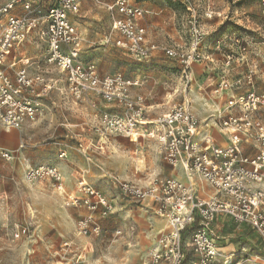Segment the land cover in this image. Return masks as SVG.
Masks as SVG:
<instances>
[{"label":"built area","instance_id":"1","mask_svg":"<svg viewBox=\"0 0 264 264\" xmlns=\"http://www.w3.org/2000/svg\"><path fill=\"white\" fill-rule=\"evenodd\" d=\"M84 1L4 0L0 5V124L8 130L22 131L26 124L38 119L42 102L52 91L44 73L31 76L26 67L17 68L26 60L11 57L12 50L36 37L46 46V63L65 75L75 106L88 102L95 110L97 122L89 128L99 138L116 135L135 142L144 138L154 140L167 164L182 170L187 179L184 182L156 176L147 186L140 187L112 177L111 183L116 190L139 202L151 203L154 214L166 222L146 262L138 264H184L190 255L194 257L190 264H211L219 254L222 239L216 227L218 217L248 226L264 245V176L249 171L253 164L256 168H264V92L255 89L254 76L258 69L255 64H250L245 76L234 80L229 77L237 60L248 64L245 56L256 38L236 31L226 34L225 28H221L211 34L209 39L213 44L209 45L203 23L216 16L214 5L204 2L200 12L202 0H171L184 5L189 13V44L186 48H161L148 42L147 31L141 25L147 11L133 0H87L108 12L112 32L118 35L116 47L139 64H149L160 50L181 65L185 80H188L192 66L209 59V49L223 54L224 71L215 94H235L244 87L248 89L226 99L225 109L216 114V126L228 137V145L222 147L211 134L201 132V121L188 100L148 120L144 99L131 96V88L140 83L120 73L102 77L95 62L84 59V39L75 19L81 14ZM258 2L263 18L262 33L258 37L264 41V0ZM227 41L236 45L241 55L225 49ZM94 98L122 110H102ZM246 145L254 147L256 153L246 155ZM23 148L21 141L19 149ZM2 157L13 160L10 152H3ZM65 157L67 154L63 151L60 158ZM25 179L28 183L50 180L61 189L63 176L54 166H40L29 168ZM195 179L204 181L215 190L216 196L204 200ZM78 187L81 195L68 197V206H85L90 212L79 221L78 231L83 236L99 234L101 226L95 215L107 217L114 211V204L85 182H80ZM31 230L32 223H27L17 229L14 237L19 240Z\"/></svg>","mask_w":264,"mask_h":264},{"label":"rangeland","instance_id":"2","mask_svg":"<svg viewBox=\"0 0 264 264\" xmlns=\"http://www.w3.org/2000/svg\"><path fill=\"white\" fill-rule=\"evenodd\" d=\"M133 1L148 11L145 22L150 27L153 41L187 47L189 13L184 5L171 0ZM222 3L219 11L228 8L225 16L231 21L226 20L221 28H234L240 34L254 36L256 43H264L258 37L263 27L258 0H224L225 6ZM203 5L204 0L200 4V12L204 9ZM75 19L77 27L84 34L83 57L95 62L102 77L120 73L128 80L143 82L144 85L135 88L133 93L143 96L145 105L157 115L182 101L185 79L181 80L180 66L176 62L161 59L145 67L133 61L116 47L118 36L112 32L108 12L91 1L83 5V13ZM13 56L17 60H26L17 68L26 67L31 76L44 73L52 91L43 100L38 119L26 124L22 131L8 130L0 124V264L146 262L150 249L166 223L154 214L152 204L122 194L112 188L109 181L116 177L144 187L156 176H172L156 142L146 139L138 144L126 138L112 137L105 154L95 150L83 155L78 151V145L85 139V134L77 125L82 119L87 120V113L73 105L65 75L46 63V46L34 37L12 50ZM195 71L196 78L189 97L196 111L198 105L194 103L203 101L200 88L206 75H203L201 67H196ZM21 140L25 144L23 149L18 147ZM140 149L144 151L145 157L144 164L139 165L137 159L142 158L138 154ZM61 150L68 156L64 162L71 167L69 171L72 175V182L68 184L66 175L60 169L65 192L58 191L47 180L33 183L26 181L25 173L31 167H58L62 162ZM3 152H10L13 160L4 159ZM125 157H129L133 164L128 168L114 166L118 158ZM81 179L114 202V211L107 217L95 215L101 226L99 234L80 235L78 223L87 217L89 210L85 206H68V197L76 194ZM196 185L204 200L209 201L216 196L215 190L209 188L207 194H203L205 182L200 179H197ZM27 223H32L31 233L19 240L15 239L17 229ZM225 229V234L231 236L228 240L230 244L227 245L231 248L230 252L224 253L220 249L211 264H264V245L254 231L246 225L234 223L225 225ZM186 241H189V236ZM187 253L190 255V249H187ZM193 259L190 255L184 264H190Z\"/></svg>","mask_w":264,"mask_h":264},{"label":"crops","instance_id":"3","mask_svg":"<svg viewBox=\"0 0 264 264\" xmlns=\"http://www.w3.org/2000/svg\"><path fill=\"white\" fill-rule=\"evenodd\" d=\"M106 1L107 2H112L113 0H106ZM208 1H210L214 5V8H215L216 13H217L216 16L213 19H211V20H204V23H203L204 31L208 35V41H210L211 39H209V38L212 36L211 34H214L215 32L219 31L221 29V26H223L225 24L226 20L229 19V17H226L225 16L227 10H229V9L228 8H227V10L226 9H223L224 11H222V12L219 11L220 10L219 7H220V5L222 3L221 1H223V3H224V0H204L205 3L208 2ZM3 3H4V0H2L1 4H3ZM86 3H87V0H85L83 2V4H82L81 14L83 13V5L86 4ZM135 3H137V2H135ZM223 3H222V5L225 6V4H223ZM138 5H140V4H138ZM140 6L143 7L142 5H140ZM147 13H148V11H147ZM229 20L231 21V19H229ZM247 23H249V20H247ZM141 25L147 31V40H148V42H150L152 44H156L157 46H159L161 48H163V47H172V46L173 47L176 46V47L183 48L185 46V45L183 46V45H180V44H177V43H174V44H159V43H157V42H155V41H153L151 39V37H150V27L148 26V23L145 22V18L141 21ZM225 31H226V34H231L233 31H236V30L234 28H232V29L226 28ZM81 33H82V31H81ZM82 35H83V39H84V34L82 33ZM225 49H227L229 51H234V52L238 53V55H241L239 53V50H238L237 46L236 45H233L230 41H227L225 43ZM83 54H84V52H83ZM207 55L209 56V59L207 61H205L202 64H195V65H193L192 68L190 69V71L188 72V74L190 76H189V79L188 80H185V86H184L183 91H182L183 97H182V101L181 102H183L184 99L188 100L191 103L192 111L194 110L193 109L192 100L189 97V93H190L189 91H190V88H191V86L193 84L194 79L196 78L195 68L196 67L203 68V70H204L203 75L204 76L206 75V77H204V79H203V81L201 83V88H200L201 93L203 95V101L200 100V102L194 103V104H197L198 105V109L196 111L194 110V112L196 113V115H198L197 117L201 121V132L202 133L211 134L212 137L214 138L216 144L218 146L224 147V146L228 145V137L225 136L224 134H222L220 132L219 128L216 126V123H215V121H216V114L219 111H222V110L225 109V103H224V101L226 99H228L230 96H234V95L239 96L246 89H248V87L242 88L241 90L237 91L235 94H231L229 92H224L221 95L215 94L214 91L217 88V86L219 85V83H220V81L222 79V76H223L225 59H224L222 53L217 52L214 49H209L208 52H207ZM245 57L247 59L248 64H245L244 62H241V61L237 60L233 64V69H232V72L230 73L229 77L232 80L237 79L238 77H243L248 72V69H249L250 64H255L257 66V68H258L257 71L255 72L256 75L254 76L255 89H256L257 92L263 93L264 92V43H262V44H258V43L251 44V46L249 47V51H248V53L246 54ZM161 59L171 60V59H168L165 56V54L162 51L159 50L158 52H156L153 55V58H152V60H151V62L149 64H140V65L145 66V67H149V66H152L153 64H156ZM171 61L176 62L174 60H171ZM176 63L180 66L179 69L181 71V80H184L185 79V76L183 75V69H182L181 65L178 62H176ZM135 81H137L140 84H139V86H135V87H132L131 88V96L134 99H137L139 97H142L143 98V96H141V95H135L133 93V90L135 88L142 87L144 85V83L141 82V81H138V80H135ZM48 95H46V98H48L47 97ZM94 100L98 104V107L100 109H102V110H110V111L122 110V108L119 107V106H117V105H114V104H106L102 100H97L95 98H94ZM144 103H145V100H144ZM102 104H106V106H103ZM73 105L75 106L74 102H73ZM145 107H146V118L148 120H154L157 117H159V116H161V115H163V114H165V113L168 112L167 111V112H164L162 114H158L157 115L154 112H151L150 111V108L148 106L145 105ZM75 108L76 109L81 108L82 111H84V112L87 113V120L82 119V121L80 122V124L77 125L78 127H81L82 128V133L85 134L84 135V138L85 139L84 140H81V141H83L81 143V146L82 147L80 148V144L78 145V148H79L78 151L80 153H82L83 155L86 156V155L90 154L91 152H94L95 150H97V151L105 154L106 153V149H108V147L111 144V138L112 137H122V136H116L115 135V136H110L108 139H104V138L101 139V138H99V136L96 135L89 128L90 125L93 126L97 122V119H96V116H95V113H96L95 110L91 109V107H90V105H89L88 102L87 103L85 102V103H83L81 105H78V107L75 106ZM237 113H239V112L238 111H235V114H237ZM223 114H224V112H223ZM83 121H85V122H83ZM83 126H85V127H83ZM122 138H125V137H122ZM126 139H128V138H126ZM146 139L147 138H144V139H141L140 141H137V142L132 141L130 139L129 140L131 142L141 144ZM148 140H151V139H148ZM21 141H23V140H21ZM21 141H19L18 147L21 144L20 143ZM151 141H154V140H151ZM154 142H156V141H154ZM157 146H158L159 153L164 157V155L162 154V151H161V149H160V147H159L158 144H157ZM244 149H245V154L246 155H254L256 153V149L254 147H252V146L246 145L244 147ZM62 152H63V150L60 151V154ZM138 154H139V156L142 157V159H144L145 155H144V151L142 149L138 150ZM67 158H68V156L65 157V158H60L62 160V162L59 163V165H58L59 168L56 167V166H54V167L58 168L59 170L61 169L63 171V173L66 175V177L68 179V184H69V183L72 182V175H71V173L69 171V169H71V167L64 162V161H66ZM119 161H121V162H119ZM131 164H133V163L130 161V158L129 157L128 158L125 157V158H118V160H117V162L115 163L114 166L119 165L121 168H123V167H127L128 168V166L131 165ZM109 165H111V164H109ZM111 166H113V165H111ZM169 168L172 171V176H170L171 178H177V179H179L181 181H184V182L187 181V179H186L184 173L182 172V170L173 169L170 166H169ZM170 177H166V178H170ZM47 181L51 182L52 185H53V187H55L56 189H58L55 183H53L50 180H47ZM195 181L197 183V180L196 179H195ZM80 182L87 183L85 180H82L81 179L78 182V185H79ZM202 182H204V181H202ZM109 183H110V186L112 188H114L113 185H112V183H111V180L109 181ZM208 188L209 189H212L211 187H209L205 183V186L203 188V194H207L206 193V190ZM58 191H64L65 192V189H64V180L61 183V189H58ZM80 195H81V193L79 192V187H78L76 194L73 195V196H80ZM149 204H151V203H149ZM152 209H153V206H152ZM89 213L90 212L88 211V215H89ZM97 214H99V213H97ZM99 217H100V214H99ZM159 219L165 222V220H163L161 218H159ZM232 224H233V222L229 218H225V217H218V219L216 221L217 230H218L219 234L222 237L221 241L219 242V249H222L224 251V253L230 252V249H231L229 246H227V245L230 244V243H228V240L231 238V236L225 234V232H224L226 230L225 229V225L230 226ZM165 227H166V225H165ZM221 244H223V245H221ZM224 245H226L227 247L224 246ZM231 245H233V244H231Z\"/></svg>","mask_w":264,"mask_h":264},{"label":"snow or ice","instance_id":"4","mask_svg":"<svg viewBox=\"0 0 264 264\" xmlns=\"http://www.w3.org/2000/svg\"><path fill=\"white\" fill-rule=\"evenodd\" d=\"M164 119H168L167 117H165ZM232 131H235V129H232ZM133 139H135V137H132ZM127 142V141H125ZM209 164H211V161H209ZM249 171L256 176H264V168H256L255 165L253 164L250 168ZM253 204L256 203L255 200L252 201Z\"/></svg>","mask_w":264,"mask_h":264},{"label":"bare ground","instance_id":"5","mask_svg":"<svg viewBox=\"0 0 264 264\" xmlns=\"http://www.w3.org/2000/svg\"><path fill=\"white\" fill-rule=\"evenodd\" d=\"M143 162H144V161H143L142 158H138V159H137V163H138V164H139V163L141 164V163H143ZM140 164H139V165H140ZM143 164H144V163H143ZM138 168H140V166H138ZM144 169H145V168H144ZM263 184H264V183H263Z\"/></svg>","mask_w":264,"mask_h":264}]
</instances>
